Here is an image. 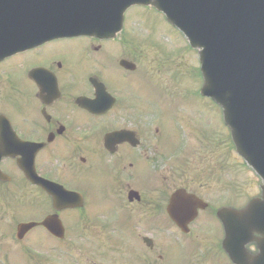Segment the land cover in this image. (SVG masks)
I'll list each match as a JSON object with an SVG mask.
<instances>
[{
	"label": "flooded vegetation",
	"instance_id": "obj_1",
	"mask_svg": "<svg viewBox=\"0 0 264 264\" xmlns=\"http://www.w3.org/2000/svg\"><path fill=\"white\" fill-rule=\"evenodd\" d=\"M66 44L79 46L68 50L82 64L60 53ZM144 52L122 34L38 42L0 60V171L10 178L0 181V231L8 222L2 212L35 223L57 217L65 228L63 237L41 225L21 241L10 235L4 252L0 236V264L6 263L2 254L14 264L17 249L35 264H65L67 246L74 264H264L262 239L253 236L244 246L239 239L236 262L225 247L220 210L227 202L242 208L251 200L226 198L219 164L213 169L199 156L195 167L178 165L165 145L175 141L178 152L193 157L208 141L170 134L160 123L163 112L123 85L121 77L138 70L129 72L120 61L141 59ZM29 56L38 62L24 72V92L4 77L6 68H22ZM179 190L199 201L170 215Z\"/></svg>",
	"mask_w": 264,
	"mask_h": 264
},
{
	"label": "water",
	"instance_id": "obj_2",
	"mask_svg": "<svg viewBox=\"0 0 264 264\" xmlns=\"http://www.w3.org/2000/svg\"><path fill=\"white\" fill-rule=\"evenodd\" d=\"M37 1L46 23H50L48 16L63 23L74 16L77 23L90 22L85 29L104 21L117 24L102 34L119 31L126 10L133 5L152 6L163 12L198 50L202 95L221 107L238 154L264 181V0ZM3 2L0 22L11 23L13 18L16 22L26 21V13L18 11L19 0L12 12L3 9ZM259 207H264V202L252 203L246 211ZM237 214L226 210V215Z\"/></svg>",
	"mask_w": 264,
	"mask_h": 264
},
{
	"label": "rangeland",
	"instance_id": "obj_3",
	"mask_svg": "<svg viewBox=\"0 0 264 264\" xmlns=\"http://www.w3.org/2000/svg\"><path fill=\"white\" fill-rule=\"evenodd\" d=\"M127 22V34L136 41H144L142 43L145 45H142V48L147 54L145 64V72L147 74L143 80L141 78L142 74L141 76L121 77L123 85L143 92L146 103L166 110L170 114L165 121L167 126H172L174 123L178 129L177 134L187 135V140L198 141V133L192 128L196 126V123L198 124L196 129L201 134L205 135L209 140L215 139L216 133L221 130V125L223 126V124L219 109L200 95L202 79L198 53L191 49L186 38L171 27L164 16L153 8L136 7L131 9L128 12ZM130 45L133 46L134 44ZM161 45L169 47L165 48L162 46V48L160 47ZM72 46L79 47L78 45L66 44L62 47L60 53L67 56L70 64H82L68 50ZM164 48L170 49L174 53L170 54L171 52H167L163 56L162 61L160 54ZM37 62L36 56H29V58L23 60L22 68L19 64L10 65V67L6 68L4 79L25 92L27 77H25L24 72L29 65ZM11 68L13 71H11ZM108 79L112 83L114 82L110 68L108 70ZM175 113L179 114V116H176ZM195 116L200 118L199 121H197L198 119ZM224 131L225 128L223 129ZM221 135L224 136V138L222 137L223 142L218 148L216 139L212 150L215 154H210L212 157L205 154L204 150H202V153H195L193 157L200 156L204 160H208L210 162L209 165L213 169L217 168L218 164L219 167L224 166L226 183L231 185V189L236 190H227L226 197L237 196L239 199H247L255 194L252 184L257 182L256 177L244 167L236 152L234 153L229 148L227 132H225V135L224 133ZM165 145L169 149L168 154L175 155L176 153L177 158L187 153L178 152L175 141H166ZM188 150L195 152L200 149L196 150L193 147H189ZM220 151L222 153L221 157L218 156ZM222 171L224 170L222 169ZM69 223L71 222L67 221L68 228ZM38 235H41V233H37L33 237ZM46 241L54 244V241L48 238H46Z\"/></svg>",
	"mask_w": 264,
	"mask_h": 264
},
{
	"label": "clouds",
	"instance_id": "obj_4",
	"mask_svg": "<svg viewBox=\"0 0 264 264\" xmlns=\"http://www.w3.org/2000/svg\"><path fill=\"white\" fill-rule=\"evenodd\" d=\"M253 236H255L257 238L256 242L261 240V239H264V233H261V232H254Z\"/></svg>",
	"mask_w": 264,
	"mask_h": 264
}]
</instances>
